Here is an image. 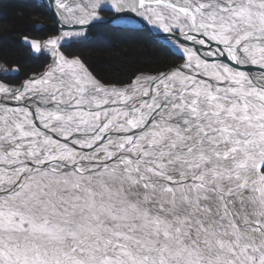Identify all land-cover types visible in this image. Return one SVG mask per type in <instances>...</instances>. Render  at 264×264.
<instances>
[{"label":"snow or ice","instance_id":"6c2138e0","mask_svg":"<svg viewBox=\"0 0 264 264\" xmlns=\"http://www.w3.org/2000/svg\"><path fill=\"white\" fill-rule=\"evenodd\" d=\"M66 19L172 59L106 84L60 50L86 32L22 37L52 63L19 82L0 66V264H264V0H89Z\"/></svg>","mask_w":264,"mask_h":264},{"label":"rangeland","instance_id":"374dc122","mask_svg":"<svg viewBox=\"0 0 264 264\" xmlns=\"http://www.w3.org/2000/svg\"><path fill=\"white\" fill-rule=\"evenodd\" d=\"M10 2V1H19V2H30L28 3V5H26L25 7L28 8L30 7L31 10L29 12V17L31 18V23L30 26L33 27L36 32L34 33H30L27 34L29 35V38L31 39H41L44 40L46 39L48 36L50 37L51 35H49L52 31H58L59 25L58 22L53 14V10L50 9L48 7V5L41 1V0H0V7L1 4L3 2ZM19 2H17L16 4H18ZM31 4V5H30ZM15 7V6H13ZM18 8H24L21 6V4L17 5ZM24 10V9H23ZM25 11V10H24ZM102 15L105 16H111L112 14L110 12H106V13H102ZM4 24H0V28L3 27ZM90 26L87 28L86 31V37H84L81 40H76V41H68L64 44L61 45V51H63L67 56L72 57V55L76 52L77 57H79L81 60H83V62L85 63V65L88 67V69L94 73L88 63L86 62V60L83 58V55H88V53L90 51H94V52H103V53H110L111 50L115 49V48H119L117 52H125L128 53L130 56H134L135 55H140L142 56V54H156V56H158L161 59L167 60L165 63H170L171 62V57H168V55H166L167 53L161 49V47L152 42L151 39L149 37H147L146 35H129L123 31H121L118 28L113 27L110 24L107 23H95V24H89ZM33 32V31H32ZM5 35V34H4ZM56 35V34H55ZM2 34H0V45H4L5 41L7 39L6 35L3 36ZM9 38V37H8ZM21 38V36H20ZM21 42V40H20ZM22 44V43H21ZM23 45V44H22ZM24 46V45H23ZM75 46L78 48V46L82 47L81 51H77ZM84 50V52H83ZM24 55L28 57V55L32 58L37 59L35 56L31 55V52L29 51V49L24 46ZM137 51V52H136ZM165 55V56H164ZM38 60H41L40 62L38 61V64L36 66V68L38 69L39 67H42V70L46 67V65L50 62L49 58L45 55H41L38 57ZM0 60L1 61H5L6 62H13L11 65L13 68H16L17 65L18 67L21 66V64L19 63L18 60H14L12 58H9L8 56H1L0 55ZM22 62V61H21ZM0 62V66H3L5 68V64ZM10 64V63H9ZM23 67V66H22ZM22 72H19L18 78L21 77L20 79H18L19 81H23L24 79L28 78L30 73L25 75V73L30 72L29 70H27V68H22ZM26 69V70H24ZM166 69H161L158 71H165ZM146 71V70H145ZM153 72H157V71H153ZM140 73H144V72H140ZM146 73H151V72H146ZM138 74V73H136ZM153 74V73H152ZM31 76V75H30ZM97 79L101 80L99 77L96 76ZM102 83H104L103 80H101ZM113 83V82H112ZM127 83V82H124ZM108 84V83H107ZM18 85V83H17Z\"/></svg>","mask_w":264,"mask_h":264},{"label":"trees","instance_id":"16d2710c","mask_svg":"<svg viewBox=\"0 0 264 264\" xmlns=\"http://www.w3.org/2000/svg\"><path fill=\"white\" fill-rule=\"evenodd\" d=\"M17 2L19 1H4L0 7V24H4L0 29V34L3 36L6 35L7 37L5 44L0 45V55L18 60L23 66L22 68H27L30 71L25 73L27 75L34 71V68L38 64V59L24 55V46L20 42V36L34 33L36 30L30 26L32 20L29 17V12L31 8L25 7L30 2L18 3L24 7L23 9L25 11L17 7ZM75 48L77 51H81L82 47L78 46L77 48L75 46ZM118 50L119 48L117 47L111 50L109 54L90 51L88 55H83V58L97 77L104 82L110 83L120 81L128 82L129 77L143 70L158 71L164 69L163 65L168 60H164L165 58L161 59L154 53H150V55L142 54V56H138L134 54V56H130L125 52H120V54L119 52L116 53ZM166 58H169V56Z\"/></svg>","mask_w":264,"mask_h":264},{"label":"bare ground","instance_id":"6f19581e","mask_svg":"<svg viewBox=\"0 0 264 264\" xmlns=\"http://www.w3.org/2000/svg\"><path fill=\"white\" fill-rule=\"evenodd\" d=\"M41 1L45 2L48 5V7L53 10V14H54V16H55V18H56V20L58 22V25H59L58 31H52L49 34V35H51V37L60 35L64 31H71V32L84 31V32H86L87 28L90 26V25H79V24H76L74 21L70 23L69 20L66 19V17L72 18V17H79V16L83 15L84 12H86L87 9H88L89 0H62V2L65 3V5H66V8L63 9V10L56 8L53 0H41ZM93 24H95V23H93ZM0 33H1V30H0ZM22 37H28L29 38V35H23V36L21 35L20 40H22ZM83 38L84 37H72V38H69V40H67L66 42L81 40ZM66 42H63L62 44L66 43ZM77 55H79V54H77L75 52L72 55V57L73 56L77 57ZM36 58L39 59L38 57H36ZM38 61L40 62L41 60H38ZM49 61L50 62L46 65V67L43 70H42V67H39L38 69L34 68V71H32L30 73V75L31 76H37V77L41 76L47 70L48 66L52 63L51 59H49ZM81 61L83 62V60H81ZM148 71L151 72L150 74H152V73L155 74V72L150 71V70H146V71L143 70V71H140V72H144L145 74H149V73H146ZM140 72H138V73H140ZM254 73L258 75L259 74V70L258 69H254ZM92 74L96 77L95 73H92ZM30 75H29V77H30ZM28 78H26L24 80H27ZM104 83H106V84L107 83L108 84H118L119 82H113V83L104 82Z\"/></svg>","mask_w":264,"mask_h":264},{"label":"flooded vegetation","instance_id":"af4514ba","mask_svg":"<svg viewBox=\"0 0 264 264\" xmlns=\"http://www.w3.org/2000/svg\"><path fill=\"white\" fill-rule=\"evenodd\" d=\"M0 29H1V28H0ZM0 62H1V63H4L5 61H1V60H0ZM9 63H10V64H9ZM12 63H13V62H6V63H4V64H5V68H13L12 65H11ZM17 67H18V65H17ZM21 67H22V65L18 67V68L20 69V72H22ZM20 78H21V77H19L18 79H20Z\"/></svg>","mask_w":264,"mask_h":264},{"label":"water","instance_id":"95a60500","mask_svg":"<svg viewBox=\"0 0 264 264\" xmlns=\"http://www.w3.org/2000/svg\"><path fill=\"white\" fill-rule=\"evenodd\" d=\"M29 39H31V38H29ZM21 42H22V44L24 45V42H23V40H21ZM25 46V45H24ZM31 55H33V56H35V57H39L40 55H38V54H34V53H31Z\"/></svg>","mask_w":264,"mask_h":264}]
</instances>
